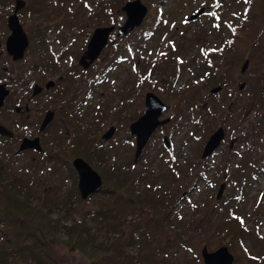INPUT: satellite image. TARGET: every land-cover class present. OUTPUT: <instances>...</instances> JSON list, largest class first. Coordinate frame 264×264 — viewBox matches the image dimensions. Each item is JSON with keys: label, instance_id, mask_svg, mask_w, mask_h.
<instances>
[{"label": "rangeland", "instance_id": "rangeland-1", "mask_svg": "<svg viewBox=\"0 0 264 264\" xmlns=\"http://www.w3.org/2000/svg\"><path fill=\"white\" fill-rule=\"evenodd\" d=\"M15 1L0 0V7L8 6L4 12H12ZM25 1L29 9L22 11L21 21L33 44L27 65L33 60L35 72L28 74L33 82H57L36 107L40 112L62 111L44 135L47 154L18 155L19 142L0 145V191L2 184L11 187L13 179L22 180L34 205L53 210L62 239L68 237L64 226L89 213L87 223L98 241L114 240L120 234L97 231L100 222L91 216L103 206L117 211L124 206L102 194L81 198L78 174L68 161L83 158L109 184L137 174L135 194L151 195L159 203L158 211L172 209L169 219L187 229L177 247L165 244L173 260L204 264V246L210 252L227 246L235 260L240 259L238 264H249V257L224 239L236 218L251 231L244 242L249 251L256 256L264 253V0H141L148 8L141 27L127 41L115 33L88 70L80 62L95 30L114 23L117 29L124 26L123 8L136 0ZM202 9L204 13L191 21ZM163 19L157 26L156 21ZM147 27H153L157 37L134 42ZM121 55L124 60L118 58ZM242 84L246 87L240 90ZM218 87L221 93L212 94ZM148 93L169 107L161 121H170L137 159L130 127L145 114ZM36 117L30 127L34 134L39 132ZM112 127L114 136L104 140ZM219 128L224 129L225 140L204 158L205 147ZM65 153L68 160L63 164L57 157ZM123 190L119 196L135 203ZM127 212L126 235L143 216H154L151 210ZM167 230L150 226L148 250L158 248ZM52 247L59 264H89L65 244ZM131 251L137 253L136 248Z\"/></svg>", "mask_w": 264, "mask_h": 264}, {"label": "trees", "instance_id": "trees-1", "mask_svg": "<svg viewBox=\"0 0 264 264\" xmlns=\"http://www.w3.org/2000/svg\"><path fill=\"white\" fill-rule=\"evenodd\" d=\"M153 21L151 26H155ZM162 22L164 19L159 22L156 21V25H161ZM157 35L153 27H147L133 41L140 42L144 38L147 40L154 39ZM57 158L58 161L62 159V163L63 161L66 163L68 160L66 153ZM71 160L72 157L68 161L70 170L76 174ZM100 175L104 183L96 194L116 198L124 207L117 211L114 207L103 206L94 212L91 219H97L100 222V226L96 228L97 231L105 230L108 233H119L118 238L110 239V241L108 239L104 242L98 241L92 226L87 223L89 213H85L80 222L64 226L68 237L62 239L58 233L57 222L52 218L53 210H45L43 204L34 205L29 186L23 185L22 180H17L16 183L13 179L11 187H9V183L2 184L4 191H0V264H59L52 256L51 250L55 244H65L72 251L79 252L89 260V264H186L181 259L173 260L169 246L165 247V244L170 242H173L170 244L171 246L177 247V243H180L183 236L182 232L187 230L185 227H177L178 225L169 219L172 209L162 208L161 211H158L159 203H155L154 198L149 197L151 195L135 194L136 190L133 191V189H136L134 186H136L135 183L138 179L137 174H134L127 181L124 178L119 184H109L107 177ZM140 175L142 176V173ZM12 183L19 186L14 189L15 185ZM123 183L125 184L122 185ZM137 186L139 187V183ZM121 190L128 197L132 195L130 198L134 199L135 203L132 204L120 197ZM128 210L131 212L138 211L141 214L145 210H151L154 212V216L152 218L143 216L141 220L134 223L126 235L125 220L130 214L127 212ZM152 224H156L158 228H168L167 232L160 238L156 250L153 248L148 250L151 247L148 238L151 236L150 226ZM232 225L231 231L229 230V233L224 236V239L228 240V245L239 247V250H242L249 257V264H264V253L258 256L253 255L245 246L244 242L251 233L248 231L245 222L236 218ZM139 232L143 234L142 237L136 235ZM131 248H136L137 253H132ZM239 262L240 259L237 257L235 263L238 264Z\"/></svg>", "mask_w": 264, "mask_h": 264}, {"label": "water", "instance_id": "water-1", "mask_svg": "<svg viewBox=\"0 0 264 264\" xmlns=\"http://www.w3.org/2000/svg\"><path fill=\"white\" fill-rule=\"evenodd\" d=\"M25 7L24 1H17L16 12H19ZM123 11L126 13L127 21L124 26L119 29V36L127 35L129 32L134 31L136 28L140 27L147 15L148 8L142 4L141 0H136L129 2L123 8ZM204 13V9L199 12L198 16L192 17L190 20L193 21L197 19L200 15ZM9 24L11 30L13 31L12 38L10 39L9 44L14 46L15 59H22L25 53L26 48L28 47L29 41L27 36L22 28L19 18L17 15L11 16L9 19ZM114 31V27L111 28H99L95 31L88 49L85 55L82 57L80 65L84 69H89L92 64H94L97 59L102 54L103 50L109 42V37L111 32ZM249 67V64L243 66L242 72H246ZM245 84L240 86V90L245 88ZM222 91V87L215 88L211 91L212 94H217ZM3 96L1 95L0 103L3 101ZM146 112L145 114L130 127L131 136L136 137L137 141V154L136 158L138 159L153 135L163 126H165L170 120L161 121L163 115L167 112L168 106L155 94L148 93L145 101ZM49 117L44 125L45 128L52 119ZM0 132L2 135L12 136V133L9 132L4 127L0 126ZM116 132V129L112 127L104 136L103 139L109 141L112 139ZM225 131L223 128H219L209 139L203 157L208 158L212 156L221 146L222 142L225 140ZM165 145L169 148L170 143L168 139H165ZM36 149L42 151L40 141L28 140L25 139L21 146V151L27 149ZM75 171L79 177L78 189L83 200H87L89 197L95 195L103 186L102 176L94 169L92 166L86 162L83 158H76L72 163ZM222 187L219 197L223 194ZM202 258L204 264H235V256L227 246H223L214 252H210L206 246L202 249Z\"/></svg>", "mask_w": 264, "mask_h": 264}, {"label": "flooded vegetation", "instance_id": "flooded-vegetation-1", "mask_svg": "<svg viewBox=\"0 0 264 264\" xmlns=\"http://www.w3.org/2000/svg\"><path fill=\"white\" fill-rule=\"evenodd\" d=\"M17 1L19 0L15 1L14 10L12 12L10 11L4 12L5 7L8 6L0 7V99H1V95H4L2 98L3 101L0 103V126L4 127L5 129H7L9 132L12 133V136H8V135H2L0 132V145H3L4 142H9V141L17 144L19 142L20 146L18 150V155H24L30 153L34 154V156H36L37 154L45 155L47 153L44 152V149L42 147V141L44 135L45 134L47 135V133L50 131V128L54 120L57 118V114H59L60 113L59 111L62 110L61 109L59 111L47 110L44 112H40L39 109L36 107V104L38 103L37 100L41 99L42 97L43 98L47 97L48 93L50 94L51 91L56 89L57 82L52 80L46 83L47 80L45 79L41 83L33 82L34 80L30 78L31 74H28L29 72H33V68H34L33 60L31 63L27 65V59H29L28 53L32 51L33 44L30 34L27 33L25 26L21 21L22 18L21 13L25 9H27L28 11L29 3L25 0H21L25 2V7L19 12H16ZM15 14L19 18V22L22 28L24 29V32L29 41L28 47L25 50L23 58L19 60L15 59V54L13 50L14 46L12 44L11 45L9 44L10 39L12 38L13 35V31L11 30L9 24V19L11 18V16ZM116 24L117 23H114L113 25L114 31L111 32L109 37V42L106 47L109 46L111 37L115 33L116 35H118V37L122 39V41H127V37L133 33V31H131L127 35L119 36L120 27L117 29L118 25ZM99 28H104V27H99ZM129 47H131V45H128V49ZM37 53L40 55V52ZM38 54L36 55L38 56ZM118 58L119 59L122 58V60H124L123 55L119 56ZM37 65L39 66L38 63ZM34 105L35 108H32ZM36 116H39L38 117L39 122L37 124L39 132L34 134L30 132L31 130L30 127L33 125L32 119L37 118ZM49 117H51L50 119H52L51 122L45 128H43L45 121ZM25 139L28 140L38 139L40 141L42 151H38L34 148L21 151V146Z\"/></svg>", "mask_w": 264, "mask_h": 264}]
</instances>
